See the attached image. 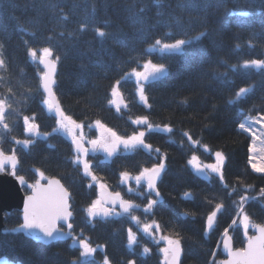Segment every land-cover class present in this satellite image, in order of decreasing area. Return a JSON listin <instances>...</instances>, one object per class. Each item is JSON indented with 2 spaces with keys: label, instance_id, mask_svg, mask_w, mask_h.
Returning a JSON list of instances; mask_svg holds the SVG:
<instances>
[{
  "label": "trees",
  "instance_id": "1",
  "mask_svg": "<svg viewBox=\"0 0 264 264\" xmlns=\"http://www.w3.org/2000/svg\"><path fill=\"white\" fill-rule=\"evenodd\" d=\"M51 3L59 4L69 19L61 20L59 8L52 11ZM92 3L93 0H3L0 3V42L5 45L8 64L3 75L6 81L16 86L14 90L19 101L9 110L12 115L7 117L11 131L5 133L0 129V135L4 137L0 148L6 154L15 149L20 160L18 174L24 175L28 182L35 183L39 179L35 172L39 169L47 177L57 178L69 188L72 192L74 235L79 237L82 230L83 238L88 239L93 247L106 246L97 248V264H102L105 252L112 264H127L128 260H135L136 264H164V255L160 251L163 245L155 242L159 239L157 233L153 240L140 230L144 223L153 220L160 223L161 235L175 237L176 233H180L184 248L182 264H205L209 251L216 252V260L221 259L220 248L217 249L216 245L221 242L225 230L232 236L235 249L244 247L246 238L242 228L231 224L238 213V207L232 201L238 200L239 196L233 193L230 199L215 175H211V180L206 179L189 165L193 155L205 164L213 163L214 158L202 146L188 141L182 132L190 133L193 140L207 145L212 153L218 150L225 153L224 177L229 188L236 187L239 192L244 185H252V191L247 194L250 197L259 196V190L264 188V175L252 171L249 164L252 139L249 134L238 130L237 122L249 116L257 118L264 115V76L255 69L238 68L233 71L230 66L264 58V0H200L201 6L191 11L179 7L183 0H165L159 8L151 0H137L135 9L130 7L132 0H95L97 9L94 14ZM143 5H147L143 14L145 23L151 26L145 38L138 35L139 25L133 24L130 18ZM229 10H246L252 15L229 17ZM158 11L162 14L158 15ZM174 17L180 18L181 26L172 24ZM241 21L248 26L241 27ZM18 22L30 32H36V36L21 33ZM204 22L211 35L202 42L194 43L189 49L187 62L168 59L179 54L165 52L161 46L146 56L142 55L155 38L170 42L185 38V34L195 36L202 30ZM169 24L172 26L169 27ZM82 25L85 30L78 32ZM96 28L117 35L126 42V47L111 39L102 40L95 34ZM61 31L65 33L63 37L59 35ZM69 32L76 33V36L69 37ZM48 36L54 39L48 41ZM25 40L37 49L50 45L61 56L54 92L65 113L85 125V137L97 138V119L118 134L131 135L137 127L132 120L148 116L153 131L146 134L145 141L153 149H160L159 157L155 151L149 153L137 149L126 152L122 149L119 157L113 159L115 162L107 161L99 166L97 161L103 160V156L97 154L90 157L96 176L113 190H121L118 185L121 171L138 174L142 167L165 163V173L158 184L163 207L154 216L137 211L140 226L127 217L118 218L113 223L96 222L94 227L85 222L84 209L97 199V187L71 163V141L61 132L37 138L28 149L11 140L12 136L26 138L23 116L34 115L41 133H51L56 126L54 116L48 115L45 106L40 103L37 66L27 56ZM249 40L255 47L248 46ZM197 48L205 49L206 54L203 57L192 56ZM130 56L137 58L140 65L151 59L154 63L164 62L170 67L171 74L163 83L146 89L149 102L153 105L151 110L140 103L132 78L123 79L120 86L123 105L127 103L128 107L117 112L115 105L108 104L110 86L121 78L123 72L136 66L135 63H126ZM97 62L102 66L98 67ZM223 74H227V81L223 79ZM251 85L255 86L254 93L246 100L235 106L228 103L239 88ZM29 87L33 98L25 100L23 94ZM0 94L6 95V88L0 89ZM185 98L187 105L181 103ZM165 125L173 131H163ZM165 156L166 159H163ZM89 183H93L92 188L87 186ZM188 193L192 198L187 196ZM221 201L224 210L218 214L213 231L206 236V215ZM244 210L252 222L264 223V197L250 199ZM20 222L21 214L17 211L6 216L5 229L0 232V257L16 264H72L73 261L79 264L80 249L78 245H72V240L48 246L37 243L22 233L11 231ZM128 228L136 233L138 244L134 246V251L127 247ZM143 247L151 249V252L143 255Z\"/></svg>",
  "mask_w": 264,
  "mask_h": 264
},
{
  "label": "snow or ice",
  "instance_id": "2",
  "mask_svg": "<svg viewBox=\"0 0 264 264\" xmlns=\"http://www.w3.org/2000/svg\"><path fill=\"white\" fill-rule=\"evenodd\" d=\"M137 0H132L130 4L131 8H136ZM165 0H151V3L155 6H163ZM3 3V0H0ZM200 0H183V3L179 4V7L185 10H195L200 7ZM206 6V5H205ZM52 11H56L59 8L61 12V20L67 21L69 16L63 13V8L57 3H51ZM147 5H143L136 9L130 17L133 24L139 25L137 33L140 37L145 38L147 33L151 30V26L145 23L143 14L146 11ZM97 5L95 0L92 3V13L96 12ZM158 11V15H161ZM229 17H249L252 15L251 12L246 10L227 11ZM172 24L181 26L182 21L180 18H172ZM169 24V27L172 26ZM241 27H247L245 21L240 22ZM202 30L198 31L195 36H188L185 34V38L173 39L170 42L164 38H155L149 47L142 54L147 55L148 52L153 51L157 46H161V49L168 53L179 54V56H170L168 59H181L187 62L190 53L189 49L193 47L194 43L202 42L203 39L210 37V32L207 29L206 22L202 23ZM18 30L21 33L27 32L29 36L35 37L36 32L29 31L27 27L18 22ZM85 26H81L78 32H83ZM95 34L104 39H111L114 43L121 47H126V42L117 37V35L105 32L99 28L94 29ZM122 32V29L120 30ZM61 37L65 35L63 31L59 33ZM255 36V33L253 34ZM69 37L76 36V33L69 32ZM48 41L54 39L53 36L46 38ZM145 42H147L145 40ZM27 56L30 61L34 63L37 68V91L40 93V103L46 106L49 113H54L55 125L52 128L51 133H41L39 124L35 123V116H23L22 124L23 131L26 134V138L17 139L15 136L11 137V140L16 145L22 146L23 149H28L30 146L36 143V139L44 136L52 135L57 132H64L71 139L70 148L72 149L73 156L71 163L75 166L78 171H82L84 177L90 178L92 182H98V177L95 174L93 163L90 160V153L102 152L105 154L107 160L115 162L113 158H118L121 149L126 152H135L137 149L147 150L149 153L155 151L158 157L160 149L155 148L149 143H146L145 136L148 132L153 131V125L150 123L148 116H138L132 120V123L136 125V129L131 135H121L114 131L112 128L107 127L101 120L95 121V127L100 130V136L97 138L85 137L83 123L77 122L72 117L65 113L63 108L59 106V101L55 100L54 87L56 81V69L61 62V56L57 54L52 46H42L39 49L32 47L28 40L24 41ZM249 47H255L251 40L248 42ZM240 47L239 44L236 45ZM206 54V50L203 48H197L195 52L191 53L192 56L200 55L203 57ZM126 63H135L136 66L132 67L130 71H125L121 74L120 79H116L115 82L110 86V96L108 104L115 105L116 111L120 112L121 107L116 104V97H123V93L120 91L121 82L126 78H134L136 85V93L140 103L147 109L151 110L153 105L149 102V96L146 89H150L157 83H163L166 78L171 74L170 67L164 62L154 63L151 59H146L145 62L140 65L139 61L135 57H129ZM42 66V67H41ZM97 66L102 65L97 62ZM84 66L82 65V68ZM142 67L143 70H139ZM231 70L235 71L238 68L255 69L262 76H264V58L246 60L242 65H232ZM8 69V64L5 59V45L0 42V89L6 88L7 94H0V129L4 130L5 133L10 132L11 129L7 123V117L12 115L9 111L13 109L14 104H18L19 101L16 99V87L10 81H6L3 75ZM223 79L227 81V74H223ZM255 86L241 87L238 91L233 93V98L228 101L230 105H237L238 103L246 100L250 94L254 93ZM25 100L32 99L31 87H29L23 94ZM182 104L187 105L188 100L185 98ZM124 108L128 105L125 103ZM215 110V106H213ZM131 119V117H129ZM238 130L241 133L249 134L253 143L250 147V152L255 153L257 151L255 141L260 139L254 131L255 125H260L258 131L264 135V115H260L257 118L249 116L244 121L237 122ZM143 126V127H142ZM163 131L171 133L173 130L170 126L165 125ZM182 135L192 142L194 145L202 146L205 152H209L214 158L213 163H202L199 157L193 155L188 161L198 174H203L206 179L211 180V174H215L218 181L221 184L222 189L227 193L231 199L233 193H237L239 196L238 200H233L232 203L238 207V213L236 218L231 221L232 226L242 227L243 236L246 238V246L234 249L232 246V236L229 235L228 230L223 232V239L216 248L219 249L222 245L223 250L227 253V259L220 261L219 264H264V223H254L251 217L245 212V204L251 200H259L264 197V188L259 190V196H249L247 193L252 191V185H244L239 192L236 187L229 188L225 182L224 177V166L227 157L223 151L211 152V149L207 145H200V141L193 140L192 135L188 132H182ZM3 135H0V143L3 142ZM262 146L259 149L261 153H264V140L261 141ZM88 144L91 147H86ZM11 154H6L2 148H0V172H4L8 167L10 174L16 177L20 186L24 189H30V194L26 195L22 209V222L19 223L17 228L11 229L12 232L23 233L28 237H32L36 241H43L44 244H49L52 241L67 240L71 238L72 245L75 247L79 246V264H97L95 260V254L97 248H104L106 246L98 245L93 247L88 239L83 238V232L81 230L80 236L77 237L73 233L74 227V212L72 202V192L69 188L65 187L59 179L49 178L44 172L39 169L35 170L38 173L39 179L32 184H29L25 180L24 175L18 174V166L20 160L16 155L15 149H10ZM166 159V156L163 157ZM255 156L249 158V164L253 172L264 175V156L261 157L260 163L254 162ZM104 160H98L97 166L104 164ZM166 165L163 162H157L151 167H142L138 170V174L133 176L126 170L119 173L118 179L122 185L126 186L125 191L135 195L141 199L144 204L141 208L140 205L136 204L131 199H124L121 192H109L107 195L104 191L107 185L103 182L98 183V187L101 191V195L90 202L84 211L86 212L85 222L95 226L96 222L102 223H113L118 218L127 217L131 221L135 222L137 226L141 225L140 217L134 215L136 209H140L145 215L154 216L159 208L163 207V197L161 195L158 184L162 182V176L165 173ZM45 181V183H41ZM134 182V186H133ZM89 188L93 187V183L87 185ZM187 196L191 197V193ZM194 199V198H193ZM224 210L223 201L216 203L213 210L206 215V230L205 235L210 234L217 221L218 214ZM183 215L187 216V213ZM238 220L240 224L238 225ZM65 226L67 231H65ZM253 230V234L249 235V229ZM161 229L160 223L153 220L151 223H144L140 230L149 238L155 240V234L159 233ZM180 233H176L173 236L160 235L159 240H155L156 243L160 241L165 242V247L161 248L160 251L164 254V264H181V257L184 254V248L181 243ZM138 244L136 233L132 231V228L127 229V247L134 251ZM151 249L147 247L142 248V254L148 255ZM72 264H77L73 261ZM102 264H112V261L108 258L107 253H104ZM127 264H136L135 260H128ZM205 264H217L216 252L209 251L208 259Z\"/></svg>",
  "mask_w": 264,
  "mask_h": 264
},
{
  "label": "water",
  "instance_id": "3",
  "mask_svg": "<svg viewBox=\"0 0 264 264\" xmlns=\"http://www.w3.org/2000/svg\"><path fill=\"white\" fill-rule=\"evenodd\" d=\"M57 73H58V67L56 69V77H57ZM53 99H54V102H55V100H58L56 95ZM119 102L121 103V98H119ZM59 106H60V104H59ZM121 108H123L122 105H121ZM29 184H31V183H29ZM27 190L29 191V194H30L31 190L30 189H27ZM109 192H111V191L106 189L104 191V194L107 195ZM26 195H28V194H25L24 188H22L20 186L16 177L12 176L10 173H7V172L0 173V232H2L5 228L6 215H10L14 211H18L21 214V219H22V209H23V203H24V199H25ZM100 195H101V191H100ZM73 219H74V217H73ZM65 231H67L66 226H65ZM23 235L25 237L37 242V243H41V244L46 245V246L51 245V244L56 243V242H60V241L66 242V241H69L71 239V238H69L67 240L52 241L49 244H44L43 241H36L32 237H28L25 234H23ZM232 246H233V243H232ZM245 246H246V244H245ZM221 252H222L223 256L225 257L224 260H226L227 259V253L224 252L223 247L221 248ZM182 257H181V260H182Z\"/></svg>",
  "mask_w": 264,
  "mask_h": 264
},
{
  "label": "rangeland",
  "instance_id": "4",
  "mask_svg": "<svg viewBox=\"0 0 264 264\" xmlns=\"http://www.w3.org/2000/svg\"><path fill=\"white\" fill-rule=\"evenodd\" d=\"M142 70H143V69H142ZM132 79L135 81L134 78H132ZM115 100H116V104H118V102H117V97L115 98ZM53 114H54V113H53ZM259 128H260V125H258V124L255 125L254 131H256L257 136L260 137V139H257V140L255 141L257 151H256L255 153L250 152V157H252V156H255V157H256V160L254 161V162H256V163H260V162H262V161H261V157L264 156V153H261V152L259 151V149H260L261 146H262L261 141L264 140V135H262V134L258 131ZM61 133H62L63 135H65L67 138L70 139V137L67 136L64 132L61 131ZM70 140H71V139H70ZM252 143H253V141H252ZM85 146H86V147H89V148L91 147V146L88 145V144H86ZM99 153H102V152H99ZM99 153H90V155H91V154L96 155V154H99ZM250 166H251V165H250ZM259 174H260V173H259ZM211 175H215V174H211ZM99 182H101V181H99V179H98V182H94V184H96V185L98 186V183H99ZM98 190H100L99 187H98ZM237 223H238V225H239V224H240V221L238 220ZM241 228H242V227H241ZM252 232H253V230L250 228V229H249V234L252 233ZM252 234H253V233H252ZM159 235H161V232H159ZM229 235H230V234H229ZM222 237H223V236H222ZM222 237H221V240H222ZM160 242H162L163 245L166 246L164 241H160ZM0 264H16V263H14V262H12V261L6 259V258H2V257H0ZM217 264H219V261H217Z\"/></svg>",
  "mask_w": 264,
  "mask_h": 264
},
{
  "label": "flooded vegetation",
  "instance_id": "5",
  "mask_svg": "<svg viewBox=\"0 0 264 264\" xmlns=\"http://www.w3.org/2000/svg\"><path fill=\"white\" fill-rule=\"evenodd\" d=\"M100 130L99 129H97V137H99L100 136ZM99 155H102L103 156V160L105 161V162H107V161H109V160H107V158L105 157V154L104 153H99ZM119 155H120V153H119ZM92 156H94L93 154H91L90 155V157H92ZM89 157V158H90ZM114 159V158H113ZM133 176H135V175H137V174H132ZM118 185H119V187L123 190V195L125 196H123L126 200L127 199H131V200H133L136 204H138V205H140L141 206V203H143L144 204V202L141 200V199H139V198H137L135 195H133V194H131V193H127L126 191H125V189H126V186L125 185H122L121 183H120V181H119V183H118ZM133 186H134V182H133ZM97 191H98V189H97ZM29 193V192H28ZM142 208V207H141ZM137 211H140V209H138V210H135L134 211V215H136V212Z\"/></svg>",
  "mask_w": 264,
  "mask_h": 264
}]
</instances>
